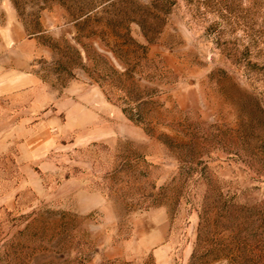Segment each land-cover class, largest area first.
<instances>
[{"label":"rangeland","instance_id":"1","mask_svg":"<svg viewBox=\"0 0 264 264\" xmlns=\"http://www.w3.org/2000/svg\"><path fill=\"white\" fill-rule=\"evenodd\" d=\"M0 264H264V0H0Z\"/></svg>","mask_w":264,"mask_h":264},{"label":"crops","instance_id":"2","mask_svg":"<svg viewBox=\"0 0 264 264\" xmlns=\"http://www.w3.org/2000/svg\"><path fill=\"white\" fill-rule=\"evenodd\" d=\"M39 79L29 73H24L20 66L0 63V102L6 98L15 99L22 94L23 88H35ZM5 196L0 192V207L5 204Z\"/></svg>","mask_w":264,"mask_h":264}]
</instances>
